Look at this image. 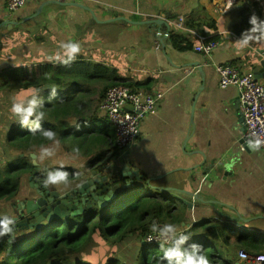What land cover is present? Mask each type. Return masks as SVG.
Instances as JSON below:
<instances>
[{
    "label": "crops",
    "instance_id": "0c3cea01",
    "mask_svg": "<svg viewBox=\"0 0 264 264\" xmlns=\"http://www.w3.org/2000/svg\"><path fill=\"white\" fill-rule=\"evenodd\" d=\"M8 2L0 0V19L17 23L46 2L83 6L51 4L38 17L1 30L0 72L51 64L58 52L63 55L64 43L78 42L81 51L76 58L104 60L119 68L122 78L141 87L137 89L163 95L158 112L142 121L139 145L114 161L104 175L119 176L126 164L140 175H149L148 182L179 173L170 180L178 186L156 189L176 190L185 204L193 203V210L186 204L184 225H191L187 230L199 220L220 219L224 214V221L228 216L238 218L233 224L241 231L264 236V150L248 151L242 145L240 91L222 89L216 72V67L226 65L254 74L264 69V41L245 48L235 43L244 13L264 20V0H237L224 15L218 12L216 0H29L15 12L8 10ZM158 17L171 27L146 25ZM181 18L196 34L177 30L174 22ZM199 36L221 44L204 55L196 50ZM260 75L258 80L264 81V72ZM11 104L8 92H0V165L6 158L3 149H8ZM49 147L64 154L55 162L63 159L67 167L78 169L87 165V158L68 153L61 145ZM212 164L216 170L209 173ZM132 180L133 186L141 179ZM5 206L0 203V217L6 216Z\"/></svg>",
    "mask_w": 264,
    "mask_h": 264
},
{
    "label": "trees",
    "instance_id": "16d2710c",
    "mask_svg": "<svg viewBox=\"0 0 264 264\" xmlns=\"http://www.w3.org/2000/svg\"><path fill=\"white\" fill-rule=\"evenodd\" d=\"M250 17L249 13H244V20L237 29L240 35L248 29ZM121 84L141 89L122 78L119 68L104 60L96 62L84 58H76L69 65L54 58L51 64L13 67L0 72V92H8L9 99L22 89L26 97L30 95L28 89H38L43 104L37 111L45 113L40 127L56 132L59 144L68 153L87 158L85 169L103 174L120 159L122 152L117 145V131L102 115L101 106L109 89ZM98 86L100 90L96 95ZM53 88L56 89L55 96L51 93ZM33 126L30 123L28 127ZM28 127H22L13 115L6 126L7 148L17 157L6 156L5 163L0 165L1 204L15 202L22 192L24 179L34 175L36 167L32 154L38 155L41 146L54 144L45 140L39 131L33 135ZM74 147L79 148V153L73 152ZM57 169L68 172V180H80L76 168H55L53 171ZM43 173L41 170L35 175L37 183L46 175ZM177 174L151 182H148L151 177L144 175L132 187H125L129 177L116 176L119 182L114 187L120 193L107 207L96 205L87 210L89 214L86 211L67 218H55L41 228L24 232L11 226L10 233L0 236V264H160L161 246L141 245L139 240L151 233L153 223L159 227L171 223L179 229L185 224L187 205L182 195L176 190L156 189L178 186V183H170ZM225 217L222 214L220 219L197 221L185 233L189 237L185 247L192 243L202 245L210 264H246L239 257L240 251L251 256L264 255V241L257 238L261 235L237 231L233 223L238 218L228 216V221H224ZM92 243L99 247L98 254L86 250ZM106 243H122L128 250L132 245L135 252L129 254V261L110 260L105 255L110 245Z\"/></svg>",
    "mask_w": 264,
    "mask_h": 264
},
{
    "label": "built area",
    "instance_id": "2783aa9c",
    "mask_svg": "<svg viewBox=\"0 0 264 264\" xmlns=\"http://www.w3.org/2000/svg\"><path fill=\"white\" fill-rule=\"evenodd\" d=\"M29 0H9L8 10L18 11L23 8ZM237 0H216L217 10L221 15L226 14L235 7ZM180 32L193 33L184 25V19L174 22ZM201 41L196 50L204 55H211L221 44V40L209 41L205 36H199ZM264 60V52L262 53ZM220 77L222 89L237 87L240 91L241 108L244 116L246 133L244 137L250 141H260V149L264 150V81L256 79L253 72L243 71L242 68L226 65L216 67ZM163 95L160 93H148L143 90L121 84L112 87L106 94L101 106V113L117 131V145L122 152L121 157L139 145L141 137V124L143 119L159 110ZM188 228L183 229L184 234ZM152 237L148 243V237ZM141 245L149 247L161 246L162 240L158 239V233H148L139 240ZM163 246H168L164 244ZM240 257L248 264H264V255L251 256L246 251H240Z\"/></svg>",
    "mask_w": 264,
    "mask_h": 264
},
{
    "label": "clouds",
    "instance_id": "9594fccd",
    "mask_svg": "<svg viewBox=\"0 0 264 264\" xmlns=\"http://www.w3.org/2000/svg\"><path fill=\"white\" fill-rule=\"evenodd\" d=\"M251 27L245 30L240 38L235 41L239 48L247 47L253 41H264V20L259 19L253 14L249 19ZM63 55L57 53L55 59L64 65H69L75 61L76 57L81 51L80 44L78 42H67L62 45ZM50 59H52L50 57ZM50 75V74H46ZM29 96H25V90H21L15 96L12 97V104L10 112L13 116L18 118L19 124L22 127H28L29 124H33V127H28L30 133L33 135L37 131L40 135L48 141H53L56 147L59 146V140L57 134L51 129H42L40 127V121L44 119L45 113L43 111H37L43 104L39 95V90L35 88L28 89ZM52 96L56 95V89L51 90ZM250 147L258 149L260 141L257 140L254 143L249 142ZM73 152L79 153V148L74 147ZM55 154L53 147L41 146L40 153L35 157L34 162L39 164L40 161L50 158ZM68 172L57 169L55 171H49L47 177L44 180L45 187L49 185H58L60 183H67ZM13 219L8 216L0 217V236H4L12 231L11 225ZM151 232L158 233V239L162 240L161 251L163 252L162 260L160 264H210L206 255L203 254L202 245L192 243L187 244L189 237L184 234L182 229H179L176 225L168 223L163 227H159L156 223H153L150 228ZM152 237L149 236L147 242L151 243ZM167 244V247L163 245Z\"/></svg>",
    "mask_w": 264,
    "mask_h": 264
},
{
    "label": "water",
    "instance_id": "95a60500",
    "mask_svg": "<svg viewBox=\"0 0 264 264\" xmlns=\"http://www.w3.org/2000/svg\"><path fill=\"white\" fill-rule=\"evenodd\" d=\"M51 4L60 5L62 7L70 8V7H82L83 5L77 4L75 2H46L44 3L38 10L36 14L29 17L28 19L23 20L22 22H12V21H4L0 19V31L7 28L8 30H12L14 26H18V24H24L27 21H30L36 17H38L43 9ZM87 9L89 7H86ZM159 18V17H158ZM117 20H125V18H119ZM165 20V21H164ZM156 19V20H150L146 25L150 26L153 24H156L158 26L166 25L168 28L171 27L170 23L166 19ZM161 43H163L162 39H160ZM1 51V49H0ZM264 72V69L262 71H259L258 74L255 73L256 79H260L261 75ZM244 118L243 114H241ZM246 133V128L244 126L243 129V139L241 141L242 145L250 151L253 149L250 147V141H248L244 135ZM8 150V149H7ZM13 155V154H12ZM15 156V155H13ZM35 157H37V154H32L33 164L36 167L34 171V175L30 177L31 180V187L36 190V197L27 201L26 203H23L19 210H17V216L12 218L13 224L16 223V229H19L20 231L24 232L28 229H34L36 227L41 228L43 222L45 221H52L55 218H67L71 215H77V214H83L87 210L94 208L96 205L100 206L101 208L107 207L111 202H113L120 193L116 187H114V184L119 182V179H115V175L108 174L104 175L103 173H99L96 170H90L88 173H84V177L80 185H74L71 186L73 188L78 187L77 189H74L72 193L65 194V195H59L57 191H50L48 189V186L45 187L44 184L34 183V176L40 172L42 169L40 165L34 162ZM206 163V158H205ZM203 163V164H205ZM202 164V165H203ZM200 165V166H202ZM209 173H212L216 170L215 165L212 164L210 167ZM208 170V169H206ZM129 172V175H128ZM120 175H123V177L130 176L131 181L129 184H126L125 187H131L134 181V176L137 179H143V175H140V172L136 169H133L129 164H126L122 167ZM119 175V176H120ZM165 176H161L159 178H153V180L156 179H162ZM151 180V179H150ZM169 188H163L160 189V191H167ZM191 196H195L194 193H189ZM17 201V200H16ZM15 201V202H16ZM13 202V203H15ZM186 204H189V209L193 210L194 205L192 202H186ZM182 228L186 229L189 228L191 225ZM16 232L14 234L16 235ZM15 237V236H14ZM1 240V238H0ZM239 264V263H238Z\"/></svg>",
    "mask_w": 264,
    "mask_h": 264
},
{
    "label": "rangeland",
    "instance_id": "374dc122",
    "mask_svg": "<svg viewBox=\"0 0 264 264\" xmlns=\"http://www.w3.org/2000/svg\"><path fill=\"white\" fill-rule=\"evenodd\" d=\"M99 90H100V86H98L96 91H95L96 95H98ZM3 153H4L5 157L6 156L11 157V158L17 157V155L13 156L6 148L3 149ZM60 155L64 157V154H62L58 150H55V154L52 157L46 158V159L39 162L41 169L44 171L43 174L46 173L45 176L40 178L39 184H41V183L44 184V180L47 177V174L49 171H53V169L59 168V166H60V168H64V167L66 168L67 167V165L64 164V161H62L63 159H61V161H56V162L54 161V159H58L59 157H61ZM2 162H3V158L1 157L0 163H2ZM84 166L80 167L78 165L79 169L76 168L79 170L80 180L67 181V183H60L58 185H49L48 189L50 191H57L59 193V195H61V196L65 195V194L72 193V191L74 189H77L78 187L73 188L71 186L80 185V183L83 180L84 173H87V169H83ZM30 177L31 176H28L24 179L22 192H21L20 196L18 197L17 201L15 203L7 204L4 207L3 211H6V216H8L10 218L16 217L17 216V210L20 209L21 205L36 197L37 193H36V190L31 187ZM33 182L34 183L36 182L35 176H34ZM86 213L89 214L90 212L87 211ZM1 217H3V216H1ZM46 222H50V221L47 220V221L43 222L42 225L46 224ZM11 226H16V223L12 224ZM234 227L236 228L237 231L240 230L236 225H234ZM252 235H254V234H252ZM260 235L263 236L261 233H260ZM106 244H110V245H108V250L106 251V254H105L106 257L109 258L110 260L114 259V258H119V259H123L125 261H129V258H130L129 254L131 253V255H132L135 252V248L132 247V245H131V250H128L125 248V245L122 243H120V244L106 243ZM86 250H88L90 253H97V254L99 253V247L96 246L94 243L87 246Z\"/></svg>",
    "mask_w": 264,
    "mask_h": 264
},
{
    "label": "bare ground",
    "instance_id": "6f19581e",
    "mask_svg": "<svg viewBox=\"0 0 264 264\" xmlns=\"http://www.w3.org/2000/svg\"><path fill=\"white\" fill-rule=\"evenodd\" d=\"M258 240L264 241V236H257Z\"/></svg>",
    "mask_w": 264,
    "mask_h": 264
}]
</instances>
